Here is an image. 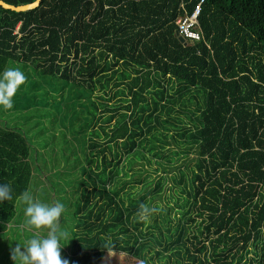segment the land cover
<instances>
[{
	"label": "trees",
	"instance_id": "obj_1",
	"mask_svg": "<svg viewBox=\"0 0 264 264\" xmlns=\"http://www.w3.org/2000/svg\"><path fill=\"white\" fill-rule=\"evenodd\" d=\"M199 1L0 6V72L20 62L88 92L74 95L79 101L68 95L65 107L77 105L84 118L75 132L84 176L63 218L72 226L62 249L69 264L108 248L129 255L126 264H264V0H205L202 40L182 42L177 21ZM73 138L65 134L66 142ZM30 140L0 119V184L13 194L0 204V223L10 231L18 197L32 194L34 175L44 171L40 149L49 144L36 148ZM193 150L200 159L175 179L183 186L174 206L155 204L166 177L151 187L129 172L138 159L157 158L164 169ZM141 203L159 211L140 222ZM8 231L0 232L5 243Z\"/></svg>",
	"mask_w": 264,
	"mask_h": 264
},
{
	"label": "rangeland",
	"instance_id": "obj_2",
	"mask_svg": "<svg viewBox=\"0 0 264 264\" xmlns=\"http://www.w3.org/2000/svg\"><path fill=\"white\" fill-rule=\"evenodd\" d=\"M12 65L13 63L9 64L8 67ZM24 66L26 65L23 63H17V68L23 71L27 77L26 83L21 86L14 97L13 105L15 107L10 109L11 113L0 107V119L8 120L9 124L13 122L11 124H15L14 127L17 131L26 134L36 148H40L41 144H49V147L40 149L42 153L38 161L44 171L34 175L30 186L32 195L46 203L60 201L64 205H73L78 200L80 192L77 189L78 176L80 178L84 176L79 166V156L82 152L81 142L83 140L78 138L80 136L75 133L78 127L82 126L84 118L82 117V120H80V115H78L79 113L75 108L77 105L71 110H67L65 107L69 101L68 95H70L72 101H79L74 95H88V92L81 94V88L77 85L60 79L56 75H48L47 77L40 75L34 66H30V69ZM116 100L114 98L113 102ZM72 116V124H70ZM65 134L68 135V138L75 137L66 142ZM170 148L178 149V146L175 142H172ZM152 159L151 162L144 159L136 160L129 172L137 180L153 181L151 187L154 186L155 180L159 179L160 176L166 177L167 182L164 190L156 199L155 204H159L163 209L167 208L168 205L174 206L180 195V188L183 186L175 179H180L181 171L187 174L191 173V169L195 167L200 159V154L196 150L190 151L189 154L183 153L177 159L175 158L171 164L165 163L164 169H160L156 163L159 159ZM137 184L138 189H140L142 183ZM51 186L54 189L50 188ZM20 205L21 200L18 202L17 217L13 222V228L8 231V236L11 238L10 243L3 242L4 236L0 237V264H14L11 259V249L19 241L27 239L31 235V233L22 230L26 218L23 215L24 207ZM175 213L176 215L179 214V212ZM196 217L199 221L202 220V216L196 214ZM63 218H65V214ZM16 222L22 223L15 224ZM69 224L70 222L63 220L62 227L68 226L66 229L69 231L72 227ZM45 234L41 232V235ZM206 234L205 231L203 237ZM65 247H68L67 242ZM65 247L63 250H65ZM61 256L65 258L62 250ZM127 257L129 255L117 252H112L111 256L106 255V252H85L73 257L71 264H126ZM138 261L144 264L142 261Z\"/></svg>",
	"mask_w": 264,
	"mask_h": 264
},
{
	"label": "clouds",
	"instance_id": "obj_3",
	"mask_svg": "<svg viewBox=\"0 0 264 264\" xmlns=\"http://www.w3.org/2000/svg\"><path fill=\"white\" fill-rule=\"evenodd\" d=\"M26 79L25 73L19 68L8 67L0 72V107H13L14 97L26 83ZM18 199L24 205L23 215L26 218L22 230L31 235L11 249L14 264H69V260L61 256V250L66 242L71 240L70 232L62 227L63 215L66 212L64 203L42 202L29 191H24ZM11 200V187L8 184H0V204ZM158 211L155 206L141 203L137 211L138 221L146 222ZM41 232L46 234L41 235ZM106 255H112L111 248L107 249Z\"/></svg>",
	"mask_w": 264,
	"mask_h": 264
},
{
	"label": "built area",
	"instance_id": "obj_4",
	"mask_svg": "<svg viewBox=\"0 0 264 264\" xmlns=\"http://www.w3.org/2000/svg\"><path fill=\"white\" fill-rule=\"evenodd\" d=\"M205 0H200L191 14L178 19L179 33L186 39L200 41L203 38L202 32L199 28V16L202 11L203 3ZM19 33V26L16 30Z\"/></svg>",
	"mask_w": 264,
	"mask_h": 264
},
{
	"label": "water",
	"instance_id": "obj_5",
	"mask_svg": "<svg viewBox=\"0 0 264 264\" xmlns=\"http://www.w3.org/2000/svg\"><path fill=\"white\" fill-rule=\"evenodd\" d=\"M41 2H42V0H36L35 2L30 3V4L16 6V5L9 4V3L5 2L4 0H0V6L6 8V9H11L14 11L21 12V11H27V10L39 7ZM180 40L182 42H185L186 38L183 36H180Z\"/></svg>",
	"mask_w": 264,
	"mask_h": 264
},
{
	"label": "crops",
	"instance_id": "obj_6",
	"mask_svg": "<svg viewBox=\"0 0 264 264\" xmlns=\"http://www.w3.org/2000/svg\"><path fill=\"white\" fill-rule=\"evenodd\" d=\"M15 107V106H14ZM14 107H13V109H14ZM7 112H9V113H11V110L10 109H7ZM2 120V119H1ZM2 121H4V123H6V124H8V125H10V126H14L13 124H11V123H13V122H11L10 124L8 123V120H2ZM10 121H11V119H10ZM9 228H10V225L9 224H5V223H0V232H7L8 230H9ZM100 252H106V251H100ZM95 253H99V252H95Z\"/></svg>",
	"mask_w": 264,
	"mask_h": 264
}]
</instances>
